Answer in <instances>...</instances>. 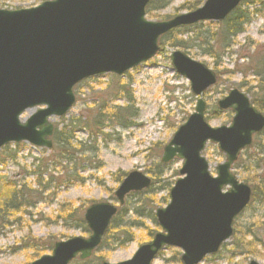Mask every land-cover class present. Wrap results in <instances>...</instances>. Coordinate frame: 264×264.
Listing matches in <instances>:
<instances>
[{
	"label": "rangeland",
	"instance_id": "374dc122",
	"mask_svg": "<svg viewBox=\"0 0 264 264\" xmlns=\"http://www.w3.org/2000/svg\"><path fill=\"white\" fill-rule=\"evenodd\" d=\"M43 1L0 0V8H29ZM204 1L172 0L166 7L148 13L147 17L167 19L185 11V7L199 6ZM257 2L247 0L241 5L248 9L252 18L230 45L221 43L224 22H203L163 38V42L169 38L187 41L186 48L165 44L153 58L124 75L106 73L77 83L74 105L66 115L51 119L54 134L50 149L28 142L11 143L0 149V202L6 199L4 194L8 188L16 187L29 203L18 211L8 212L6 221L0 226V264H30L44 254H51L56 241L88 236L80 218L93 202H111L123 210L115 224L124 226L122 231L128 229L129 234L113 230L107 243L100 245L89 260L95 261L99 255L111 263L128 260L141 244L150 240L151 234L159 229L152 216L156 209L169 203V189L180 177L183 164L181 159L162 164L163 148L178 127L195 112L197 103L190 82L176 73L169 55L172 50L181 49L218 74V83L204 94L206 115L213 127L231 123L233 112L219 110L217 101L234 87L246 92L264 113V89L259 85L260 76L256 70L264 47V14H252ZM98 104L107 105L106 123H110L102 130L92 124L98 117ZM115 105L129 106V111H137L136 116L121 119L128 123L127 127L113 118L109 109ZM38 108L26 111L23 117ZM62 130L70 138L72 160L63 159V152L57 148L55 135ZM202 154L215 175V168L225 160V154L212 142H208ZM263 162L264 131L254 137L253 145L242 151L233 165L238 179L252 186V200L236 219L233 236L216 255L207 256L199 264H249L251 260L264 264ZM160 167L163 173L161 176L158 173L160 178L155 180L154 173ZM132 171L143 172L153 183L145 190L127 194L124 205H120L115 191ZM35 190L38 193H34ZM142 208L143 214L137 212ZM71 210L73 216L69 215ZM117 238L119 240H115ZM180 253L176 247L164 249L153 264H182ZM79 262L77 259L71 264Z\"/></svg>",
	"mask_w": 264,
	"mask_h": 264
},
{
	"label": "water",
	"instance_id": "95a60500",
	"mask_svg": "<svg viewBox=\"0 0 264 264\" xmlns=\"http://www.w3.org/2000/svg\"><path fill=\"white\" fill-rule=\"evenodd\" d=\"M243 1L206 0L163 20L146 17L150 0H45L29 8H0V149L23 141L50 149L51 118L65 115L74 105L77 83L106 73L123 75L153 58L163 35L204 21H222ZM170 61L198 97L195 112L178 127L161 156L164 164L182 159L181 176L169 191V203L155 212L161 230L132 258L103 264H152L168 246L182 250V264H199L233 236L235 219L252 199V187L240 181L232 167L264 129V114L245 92L232 88L217 101L220 110L234 112L231 123L213 127L206 118L203 94L217 83L216 72L180 49L171 52ZM209 140L226 156L216 166V175L202 155ZM150 184V177L132 171L115 196L124 204L127 194ZM117 212L111 202L90 204L84 213L90 234L56 241L51 254L30 264H70L89 258Z\"/></svg>",
	"mask_w": 264,
	"mask_h": 264
},
{
	"label": "trees",
	"instance_id": "16d2710c",
	"mask_svg": "<svg viewBox=\"0 0 264 264\" xmlns=\"http://www.w3.org/2000/svg\"><path fill=\"white\" fill-rule=\"evenodd\" d=\"M171 1L172 0H151L148 7H147V13H151L154 10H160L161 8H164ZM257 3H258L257 8H255L253 10L252 14H255V15L257 13L264 14V0H258ZM197 6L198 5L196 4V5H193L190 7H185V10L194 9ZM247 10L248 9H243V8L239 7L227 18V20L224 21L223 26L221 27V33H220V35L222 37V40H221L222 45H230L232 40L239 33L244 31L245 25H247L251 21V18H252L251 13H249ZM211 36H213V35H211ZM165 37H167V35L163 36L161 38L162 40L160 39L161 47H163V45H165V44H169L171 47H185L186 48L187 41H177L175 39L169 38L168 40L163 42V38H165ZM256 68H257L256 70H258L257 76H260L259 85L263 90L264 89V47L262 49V55H261L260 59L258 60ZM127 98L129 101L132 100L131 96H127ZM251 100H252L253 104L258 108V104L256 103V101L252 98H251ZM106 108H107L106 104H98V106H97V116L98 117H97L96 121H94L92 123L93 126L98 127V129L101 128V130L110 125V123H106V117H107V114L105 113ZM129 108H130L129 106L115 105L113 108H110L109 110L111 111L113 118H116L121 126L127 127L128 123H126L125 121H122L121 119L126 118L128 115L129 116L131 115L132 117L137 115V111H129ZM112 116L108 117L109 120H111ZM55 140H56L57 148L61 149V151L63 152V155H61V157L67 161L72 160V157H71L72 147L70 145V138H68V136H66V134L63 130H62V132L59 131L55 135ZM6 149H8V147ZM10 155L12 157H14L12 154H10ZM161 166H163V165H161ZM158 170H159V168H158ZM158 173L160 174V176L163 173V170L161 169V167L157 173H154V177H157ZM160 176L155 178V180L159 179ZM29 190H31V189H29ZM263 191H264V189H263ZM33 192L38 193V191H36V190ZM28 193H30V191ZM0 195H2L1 192H0ZM4 195L6 196V199L0 202V226L6 221V216L8 215V212L18 211L22 205L29 206V203H27V201L24 200L25 194L21 193L20 191H17L16 187H14L12 189L8 188ZM39 196L42 198L41 194ZM125 210L126 209H124V212H125ZM122 211L123 210L120 209L118 214L114 218L112 225H111L112 228H111V230L109 229L108 233L105 235L101 245L107 243L108 239H110L109 236L113 230L116 233L123 232L125 235L129 234L128 229L127 230L123 229L124 231H122V227H124V226L118 225L117 223L115 224V222H117V217H118L119 213H123ZM73 212L74 211L71 210L69 215L73 216ZM137 212H139L140 214H143L144 209L142 208V209L138 210ZM70 218H72V217H70ZM80 221H81V224L83 226L84 231L89 232V229L87 227L86 222L84 221L83 216L80 218ZM152 221L156 224V226H158L155 216H152ZM116 225H118V226H116ZM129 226H132V224H130ZM151 235H153V234H151ZM129 239H131V236L127 237V239H125V240L128 241ZM34 240H36V239H34ZM115 240H119V238H117ZM239 242L240 241H238L237 243H239ZM109 243H111V241ZM236 247L239 248L240 245L237 244ZM94 260L95 261H92V259L91 260L87 259L84 261L79 260L80 261L79 263L80 264L81 263L82 264H90V262H92L94 264H101L103 261V257L101 255H99V256H96L94 258Z\"/></svg>",
	"mask_w": 264,
	"mask_h": 264
}]
</instances>
